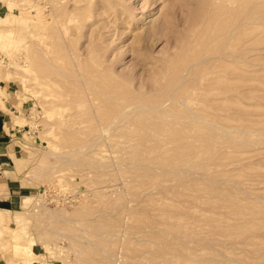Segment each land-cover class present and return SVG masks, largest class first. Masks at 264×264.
Segmentation results:
<instances>
[{
	"label": "rangeland",
	"instance_id": "374dc122",
	"mask_svg": "<svg viewBox=\"0 0 264 264\" xmlns=\"http://www.w3.org/2000/svg\"><path fill=\"white\" fill-rule=\"evenodd\" d=\"M60 1L0 0V105L13 82L22 127L6 264H264V0Z\"/></svg>",
	"mask_w": 264,
	"mask_h": 264
},
{
	"label": "crops",
	"instance_id": "0c3cea01",
	"mask_svg": "<svg viewBox=\"0 0 264 264\" xmlns=\"http://www.w3.org/2000/svg\"><path fill=\"white\" fill-rule=\"evenodd\" d=\"M16 84L7 83L8 98L5 107L0 105V226L5 225L9 219L4 214L10 211L17 199L20 197L21 188L14 184V180L8 177L13 171L10 169L14 164V156L20 153V145L16 142L22 127L16 123L14 117L18 116L20 109V101L16 97ZM26 103H22L21 107L25 108ZM13 113H15L13 115ZM9 178V179H8ZM2 233L0 231V237ZM1 241V238H0ZM1 253V252H0ZM0 264H6L5 257L0 254ZM39 264V263H34Z\"/></svg>",
	"mask_w": 264,
	"mask_h": 264
},
{
	"label": "bare ground",
	"instance_id": "6f19581e",
	"mask_svg": "<svg viewBox=\"0 0 264 264\" xmlns=\"http://www.w3.org/2000/svg\"><path fill=\"white\" fill-rule=\"evenodd\" d=\"M59 1H60V0H59ZM112 1H113V0H112ZM116 1H117V0H116ZM60 2L63 3L62 0H61ZM64 2H66V1L64 0ZM229 2H233V3H235L236 0H229ZM114 3H116V2L114 1L113 4H114ZM118 3H119V2H118ZM231 4H232V3H231ZM61 5H62V4H61ZM119 5H120V3H119ZM114 6H115V5H114ZM57 7H58V5H57ZM82 7H83V6H82ZM58 8H59V7H58ZM102 8H103V7H102ZM81 9H82V8H81ZM86 9H87V8H86ZM117 9H118V8H117ZM120 10H121V9H120ZM105 11H106V10H105ZM113 11H114V10H113ZM114 12H115V11H114ZM117 12H118V11H117ZM123 12H124V11H123ZM115 13H116V12H115ZM87 15H88V14H87ZM117 15H118V14H117ZM85 17H86V16H85ZM90 17H91V16H90ZM162 20H163V19H162ZM165 20H166V18H165ZM166 21H167V20H166ZM167 23H168V22H167ZM167 23H166V24H167ZM218 24H219V23H218ZM226 25H227V24H226ZM228 25H229V24H228ZM228 25H227V26H228ZM154 26H155V25H154ZM156 26H157V25H156ZM165 26H166V25H165ZM224 26H225V25H224ZM224 26H223V28H222L223 31H224L225 29H226L225 31H228L229 29L224 28ZM231 26H232V25H231ZM105 27H106V26H105ZM228 27H230V26H228ZM153 28H154V27H153ZM215 28H216V27H215ZM217 28H218V26H217ZM151 29H152V27H151ZM220 29H221V27H219V31H220ZM216 30H218V29H216ZM230 30H231V27H230ZM186 31H187V30H186ZM93 32H94V31H93ZM229 32H230V31H229ZM235 32H236V31L234 30V34L231 35L232 37L235 36V34H237V32H236V33H235ZM95 33H96V32H95ZM150 33H151V32H150ZM218 33H219V35H220L222 32H218ZM97 34H98V33H97ZM184 34H186V33H184ZM231 34H232V33H231ZM100 35H102V34H100ZM216 35H217V34H216ZM228 35H229V33H228ZM220 36H221V35H220ZM222 36L224 37V34H223ZM223 37H222V38H223ZM232 37H231V38H232ZM100 38H101V36H100L99 38H97V39H100ZM233 38H234V37H233ZM238 38H239V37H238ZM224 39H225V37H224ZM226 39H227V38H226ZM215 40H217V38H216ZM239 40H240V38H239ZM97 41H98V40H97ZM44 42H45V41H44ZM91 42H92L91 44H93V40H92ZM95 42H96V39H95L94 43H95ZM217 42H218V41H217ZM225 42H226V41H225ZM229 42H230V41H229ZM69 43H70V42H69ZM96 43H97V42H96ZM98 43L100 44L101 42H98ZM215 43H216V42H215ZM236 43H237V41H236ZM225 44H226V43H224L223 45H225ZM93 45H94V44H93ZM216 45H217V44H216ZM218 45H219V44H218ZM235 45H236V44H235ZM235 45H232V46L234 47ZM91 46H92V45H91ZM91 46H90V47H91ZM95 46L97 47V45H95ZM95 46H93V47H95ZM101 46H102V45H101ZM225 46H227V45H225ZM228 46H229V44H228ZM228 46H227V48H228ZM74 47H76V46H74ZM98 47H99V46H98ZM98 47H97V48H98ZM219 47H220V46H219ZM91 48H92V47H91ZM97 48H96V49L94 48V50H92V51H95V50H96L95 52H97V54H100V51H102V50L104 51L103 48H105V46H104V47L102 46V50H100V51L97 50ZM224 48H225V47H224ZM72 49H73V48H72ZM100 49H101V47H100ZM216 49H217V47H216ZM221 49H222V48H221ZM229 49H230V48H229ZM229 49H228V50H229ZM231 49H232L231 51H233V48H232V47H231ZM234 49H235V47H234ZM88 50H89V49H88ZM218 50H219V48H218ZM224 50H225V52H226V49H224ZM236 50H237V49H236ZM75 51H76V50H75ZM78 51L80 52V50H78ZM98 51H99V52H98ZM103 51H102V54H104ZM229 51H230V50H229ZM95 52H92V54H95ZM223 52H224V51H223ZM77 54H78V52H77ZM80 54H81V52H80ZM234 54H236L235 50H234ZM83 55H84V54H83ZM84 56H86V55H84ZM94 56H95V55H94ZM96 56H98V55H96ZM101 56H102V55H101ZM217 56H218V55H217ZM230 56H231V55H230ZM234 56H235V55H234ZM234 56H232V57H234ZM219 57H220V56H219ZM240 57H241V56H240ZM96 58H97V57H96ZM85 59L87 60L88 57H87V58H84V60H85ZM93 59H94V58H93ZM212 59H213V58H212ZM220 59H223V58L220 57L219 60H220ZM229 59H230V58H229ZM237 59L239 60V56H238V58H236V60H237ZM57 60H58V59H57ZM193 60H194V59H193ZM227 60H228V58L225 59V61H227ZM236 60H235V59L232 60L233 63H232V62H231V63H232V64L236 63V62H234V61H236ZM55 61H56V60H55ZM58 61H59V60H58ZM76 61H77V60H76ZM76 61H75V62H76ZM209 61H210V60H209ZM215 61H216V60H215ZM239 61H240V60H239ZM239 61H238V63H240ZM245 61H246V60H245ZM247 61H248V60H247ZM49 62H50V61H49ZM190 62H191V61H190ZM192 62H193V61H192ZM217 62L220 63V61H217ZM222 62H223V61H222ZM241 62H242V60H241ZM243 62H244V60H243ZM243 62H242V63H243ZM56 63H57V62H56ZM59 63H61V62H59ZM79 63H81V62H80V61H79L78 63L76 62V64H79ZM197 63H199V62H197ZM215 63H216V62H215ZM53 64H54V63H53ZM82 64H83V63H82ZM85 64H86V62H85ZM99 64H100V63H99ZM99 64H98V65H94V64L92 65V64H91V67H92V66H93V67L95 66V68H96V66H97V68L99 67L98 69H101L102 66L100 67L101 64H100V65H99ZM199 64H200V63H199ZM56 65H57V64H56ZM60 65L63 66V62H62ZM111 65H113V64H111ZM111 65H109V66H111ZM219 65H222V63L219 64ZM51 66H52V65H51ZM65 66H67V65H64L63 67L65 68ZM79 66H80V65H79ZM84 66H85V67H84ZM84 66H83V67H84V69H85V68H87V66H90V64L87 65V66H86V65H84ZM222 66H223V65H222ZM224 66H226V65H224ZM227 66H228V65H227ZM236 66H237V65H236ZM74 67H75V65H74ZM80 67H81V66H80ZM200 67L202 68L203 66H200ZM206 67H208V66H206ZM67 68H68V67H67ZM67 68H65V69H67ZM88 68H89V67H88ZM88 68H87V69H88ZM97 68H96V69H97ZM107 68H108V67H107ZM232 68H233V67H232ZM234 68H236V67H234ZM73 69L76 70V67L73 68ZM79 69H80V68H79ZM84 69H83V70H84ZM89 69H91V68H89ZM96 69L92 68L91 70L88 71V74H89V72H90V74H93V75H94L93 70H94V72H95ZM98 69H97V70H98ZM203 69H204V68H202V70H201V69L198 70L197 72L200 71V73H201V72H203ZM208 69H210V68H208ZM214 69H215V68H214ZM226 69H227V68H225V69H223V70H222V69L220 70V68H219L220 71H224V70L226 71ZM54 70H56L55 67H54ZM71 70H72V69H71ZM219 70H216V71L220 72ZM236 70H237V69H236ZM66 71H67V70H66ZM66 71H64V72H66ZM91 71H92V72H91ZM107 71H108V70L105 71V72L107 73V75H110V74H108ZM111 71H112V70H111ZM204 71L206 72V68H205ZM225 71H224V73L226 74ZM227 71H228V70H227ZM229 71H230V69H229ZM78 72H79V71H78ZM101 72H102V71H101ZM101 72H100V74L103 75ZM109 72H110V71H109ZM195 72H196V71H193V72H191V73H194V74H195ZM205 72H204V73H201V75H202V74H207L209 71H207V73H205ZM210 72H212L211 75L213 76V73L215 72V70H213V71L210 70ZM218 72H216V73H218ZM230 72H231V73H229V74H231L232 76H233L234 74H237V73L232 74V71H230ZM237 72H238V71H237ZM66 73H67V72H66ZM103 73H104V72H103ZM110 73H111V72H110ZM68 74H69V73H68ZM82 74H83V73H82ZM84 74H85V73H84ZM100 74H99V76H100ZM112 74H113V73H112ZM112 74H111V78L113 77ZM198 74H199V73H198ZM208 74H209V73H208ZM208 74H207V75H208ZM86 75H87V74H86ZM105 75H106V74L104 73V77H106V78H107V77H110V76H105ZM162 75H163V74H162ZM191 75H193V74H191ZM191 75H190V76H191ZM196 75H197V74H196ZM201 75L199 76L200 78H201ZM207 75H205V76L203 75L202 77H203V78H204V77L206 78ZM216 75H217V74H216ZM216 75H215V76H216ZM226 75H227V74H226ZM96 76H98V74H96ZM212 76L210 77V79H212L213 77H215V76H213V77H212ZM223 76H225V75H223ZM84 77H86V76H84ZM88 77H89V78L91 77V78H90L91 81L93 80V79H92V77H93V78L95 79V82H96V78H98V77H95V76H92V75H91V76H88ZM88 77H87V78H88ZM101 77H102V76H101ZM178 77H179V76H178ZM195 77H196V76H195ZM227 77H228V75H227ZM89 78H88V79H89ZM102 78H103V77H102ZM106 78H105V80H106V82H107L108 78H107V79H106ZM180 78H181V77H180ZM230 78H231V76L229 75L228 80H229ZM99 79H100V78H99ZM103 79H104V78H103ZM103 79H102V80L100 79V81L103 82ZM193 79H194V78H193ZM232 79H233V78H231V80H232ZM55 80H56V79H55ZM109 80H110V78H109ZM117 80H118V79H117ZM213 80H215V81H214V82H215L214 84H215V86L217 85V87H218V85H220V83L226 81L225 77H222L221 72H220V73L215 77V79H213ZM213 80H212V81H213ZM228 80H227V81H228ZM235 80H236V79H234V81H235ZM64 81H65V80H64ZM80 81H81V80H80ZM93 81H94V80H93ZM93 81H92V82H93ZM114 81H115V80H114ZM114 81H113V82H114ZM212 81H210V84H208V86L210 85V88H214V87H215V86L211 87V85H212L211 82H212ZM236 81H237V80H236ZM97 82L99 83L98 86H101V85H102V87H101L102 90L99 89V91L101 90L100 92L102 93V92H103V89L106 87V85H104L105 87H103V84H101L102 82L100 83L98 80H97ZM104 82H105V81H104ZM65 83H66V82H65ZM65 83H64V84H65ZM72 83H73V82H72ZM77 83H78V82H77ZM108 83H109V82H108ZM116 83H117V81H116ZM183 83H184V82H183ZM212 83H213V82H212ZM229 83H230V80H229V82L224 83V84H229ZM87 84H88V83H87ZM94 84H96V83H94ZM104 84H106V83H104ZM109 84H110V83H109ZM119 84H120V82H119ZM214 84H213V85H214ZM224 84L222 83L221 87H222ZM65 85H66V84H65ZM70 85H71V84H70ZM82 85H85V84L83 83ZM107 85H108V84H107ZM164 85H165V84H164ZM186 85H187V83H185L184 86H183V85H182V86H183L184 88H186V87H188V86H186ZM76 86H77V85H76ZM78 86H79V85H78ZM85 86L87 87L88 85H85ZM98 86H96V87H98ZM108 86H109V85H108ZM108 86H107V88H108ZM182 86H181V90H183ZM185 86H186V87H185ZM204 86H207V85L205 84ZM86 87H85V88H86ZM178 87H179V86H178ZM87 88H88V87H87ZM109 88H110V87H109ZM109 88H108L107 90L105 89V91L107 92V91L109 90ZM111 88H112V87H111ZM203 88H204V90H207V91H205V93H207L206 96H208V94H210V93L208 92L210 88H209V89H206L205 87H203ZM207 88H208V87H207ZM219 88H220V86H219ZM219 88H218V89L216 88V89H214V90H219ZM83 89H84V88H83ZM112 89L114 90L115 87L112 88ZM197 89H198V88H197ZM86 90H88V89H86ZM97 90H98V89H97ZM181 90H178V91H180V92H178V93H182V94H180V98H181L182 100L186 101V102H185V105H184V103L182 104V107H183V105H184V107L186 108V107H187L186 104H188L187 102H190V101H188V99H186V97H184V95H183V91H181ZM200 90H201V88H200ZM200 90L198 89V92H199ZM212 90H213V89H210L211 92H212ZM214 90H213V91H214ZM94 91H95V90H94ZM121 91H124V90L122 89ZM186 91H187V90H185V93H186V94H185V93H184V94L187 96V98L189 97V95L192 96L191 93H189V94L187 95V92H186ZM189 91H190V92H193V90L191 91L190 89H189ZM189 91H188V92H189ZM220 91H221V89H220ZM220 91L217 92V94H219V95H218L219 97H216L217 94H216V92L214 91L215 94H216V95H215L216 98L213 97V99H214L215 101H216V99H217V101H221L220 98H221L222 96L220 97V95H221V93H223V91H222L221 93H220ZM110 92H111V91H110ZM110 92H107V93H110ZM118 92H119V91H118V89H117L116 93H118ZM200 92H201V91H200ZM214 92H212V96H214ZM94 93H95V92H94ZM104 93H105V92H104ZM107 93H106V94H107ZM195 93H196V92H195ZM201 93H202V96H203V95H204V94H203V91H202ZM92 94H93V93H92ZM92 94H90V95H92ZM102 94H103V93H102ZM110 94H111V93H110ZM193 94H194V92H193ZM196 94L198 95V93H196ZM96 95H97V94H96ZM222 95H224V94H222ZM93 96H94V95H93ZM93 96H92V98H93ZM98 96H101V95L98 94ZM114 96H116V95H114ZM117 96H118V95H117ZM117 96H116V97H117ZM202 96H200L201 99H202ZM212 96H211V97H212ZM225 96H227V94H225ZM105 97H106V96H105ZM110 97H111V96H110ZM110 97H108V99H109ZM118 97H119V96H118ZM177 97H178V96H177ZM208 97L210 98V96H208ZM228 97H229V96H228ZM95 98H98V97H95ZM224 98H226V97H224ZM175 99H176V98H175ZM191 99H192V97H191ZM201 99H199V100L202 101L203 99H202V100H201ZM204 99H205V96H204ZM213 99H212V100L210 99V102L213 101ZM218 99H220V100H218ZM222 99H223V98H222ZM226 99H227V98H226ZM93 100H94V99H93ZM206 100H207V98H206ZM206 100H205V101H202V102H203V104L205 103V104L208 106V105L210 104V102L208 101L209 103H208V102L206 103ZM227 100H228V99H227ZM179 101H180V99H179ZM192 101H195V100H192ZM197 101H198V100H197ZM215 101H214V103H215ZM225 101H226V100H225ZM225 101H224V102H225ZM171 102H172V101H171ZM202 102H200V103L202 104ZM178 103L180 104V102H178ZM190 103H191V102H190ZM211 103H212V102H211ZM165 104H166V103H165ZM174 104L176 105L177 103H174ZM179 104H178V105H179ZM198 104H199V102H198ZM180 105H181V104H180ZM206 105L204 106L205 108H206ZM210 105H213V104H210ZM210 105H209L208 107H211L210 109H212L213 106H210ZM130 106H131V105H130ZM189 106H190V104H189ZM191 106H192V105H191ZM199 106H200V105H199ZM199 106H198V108L201 107L200 109H201V111H202V108L204 109V107H202L203 105L200 106V107H199ZM178 107H179V106H178ZM178 107H177V108H178ZM184 107H183V109H185ZM195 107H196V106H195ZM170 108H171V107H170ZM179 108H180V107H179ZM179 108H178V109H179ZM214 108H215V107H214ZM178 109H176V110H178ZM195 109H196V108H195ZM200 109H199V111H200ZM206 109H207V108H206ZM210 109H209V110H210ZM180 110H182V109L180 108ZM180 110H179V112H180ZM187 110H188V108H187ZM191 110H194V109H191ZM191 110H190V111H191ZM197 110H198V109H197ZM197 110H195V111H197ZM213 110L216 111V109H213ZM184 111H185V110H184ZM184 111H182V112H184ZM195 111H194V112H195ZM204 111H205V110H204ZM207 111H208V109H207ZM172 112H173V111H172ZM172 112H171V113H172ZM182 112H181V113H182ZM186 112H187V111H186ZM186 112H185V113H186ZM191 112H192V111H191ZM191 112H187L186 114L184 113L183 115H187L188 113H191ZM210 112H211V111H210ZM210 112L208 111L209 115H211ZM212 112H213V111H212ZM174 113H175V112H174ZM174 113H173V115H174ZM176 113H177V112H176ZM199 113H200V112H199ZM205 113H207V112L205 111ZM214 113H215V112H213V115H212L213 117H214ZM194 114H195L196 116H197V115H198V116H199V115H200V116L202 115V114H197V112H196V113H191L190 116H192V115H194ZM228 114H229V113H228ZM228 114H227V115H228ZM165 115H166V114H165ZM171 115H172V114H171ZM179 115H181V114H179ZM179 115L177 114V116H179ZM195 115H194V118L196 117ZM203 115H204V112H203ZM203 115H202L201 118H203ZM205 115L207 116V114H205ZM229 115H230V114H229ZM166 116H167V115H166ZM174 116H175V115H174ZM177 116H176V118H177ZM169 117H170V119H171V116H169ZM181 117L183 118L184 116H181ZM192 117H193V116H192ZM209 117H211V116H209ZM172 118L175 119V117H173V116H172ZM173 119H172V121H173ZM189 119L192 120V118H189ZM195 119L198 120L197 117H196ZM208 119H209L208 117H207V120L205 119L206 123L203 122V123H204V126H203V124H202V129H201V128H200V129H201L202 131H204V130H203L204 127H206V126H207V127L210 126L209 130L206 129L207 127L205 128V130H208V134H209V135H210V134L215 135V133H214L213 131L217 130V128H216V129H215V128H214V129L212 128V130H213V131H212V130H210V129H211V125H206V126H205V124H207V122H208ZM213 119H214V118H213ZM177 120H179V119L177 118ZM177 120H176V121L174 120V121L177 123ZM183 120H184V119H183ZM183 120H181V121H183ZM202 120H203V119H202ZM209 120H212V118H210ZM203 121H204V120H203ZM212 121H214V120H212ZM216 121L219 122L220 120H219V119H218V120L216 119ZM216 121H215V124H216ZM178 122H180V121H178ZM188 122H189V120H188ZM197 122H198V121H197ZM197 122H195V123L198 124ZM210 122H211V121H210ZM218 122H217V123H218ZM185 123H186V122H185ZM185 123H184V127H186V126H185ZM192 123H194V121H192ZM195 123H194V124H195ZM177 124H178V123H177ZM179 124H180V123H179ZM210 124H211V123H210ZM213 124H214V123H213ZM215 124H214V125H215ZM173 125L175 126L176 124H173ZM173 125H172V126H173ZM216 125H217V124H216ZM216 125H215V126H216ZM223 125H224V124H223ZM225 125L227 126L228 124H225ZM230 125H231V124H230ZM174 126H173L174 133H175V134H176V133L178 134V132H179L178 130H179V129L176 130L178 127H177V128H174ZM176 126H177V125H176ZM176 126H175V127H176ZM194 126H195V125H194ZM197 126L199 127V124H198ZM217 126L219 127V125H217ZM184 127H183V128H184ZM189 127H190V122H189ZM192 127H193V126H192ZM220 127H221V126H220ZM227 127H228V126H227ZM167 128L169 129V127H167ZM186 128H187V127H186ZM193 128H194L195 132H193L194 130H191V131H192L193 133H196L197 130L195 129V127H193ZM188 129L190 130V128H187V129H184V131H185V130H188ZM221 129H222V127H221ZM224 129L226 130V129H228V128H224ZM166 130H167V129H166ZM166 130H164V131L166 132ZM171 130H172V129H171ZM218 130H220V129H218ZM229 130H231V127L229 128ZM175 131H176V132H175ZM210 131L213 132V133H210ZM171 132H172V131H171ZM171 132H170V133H171ZM192 132H189V133L192 135V134H193ZM198 132H199V131H198ZM206 132H207V131H206ZM206 132L204 131L203 133H206ZM217 132H218V131H216V133H217ZM174 133H173L172 135H174ZM182 133H183V132H182ZM184 133H185V132H184ZM189 133L187 134V136L189 135ZM200 133H201V132H200ZM200 133H199V134H200ZM220 133H221V130H220ZM217 134H218V133H217ZM222 134H223V133H222ZM222 134H221V135H222ZM168 135H170V134H168ZM182 135H183V138H182V139H184V138H185V137H184V134H182ZM196 135H197V134H196ZM200 135H201V134H200ZM200 135H197V136L192 135V136L196 137V139L198 140V143H197L196 139H193L194 137L192 138V136H191V138L193 139V141L195 140L194 145H195V143H197V146H199L198 144L201 143V142L199 143V139H201V138H202V141H203V137H200V138H199ZM203 135L206 136L205 134H203ZM203 135H201V136H203ZM209 135H208V136H209ZM175 136H177V135H175ZM175 136H174V137H175ZM179 136H180V135H178L177 137H179ZM185 136H186V135H185ZM208 136H207V137H208ZM210 136H212V135H210ZM210 136H209V138H210ZM207 137H206V138H207ZM213 137H214V136H213ZM213 137H211V138H213ZM175 138H176V137H175ZM189 138H190V137L188 136V139H189ZM191 138H190V139H191ZM204 138H205V137H204ZM206 138H205V139H206ZM209 138H207L206 140H209ZM169 139H170V137H169ZM172 139H174V138H172ZM172 139H170V140H172ZM188 139H186V140H188ZM192 139H191V141H192ZM175 140H176V139H175ZM177 140H179V139H177ZM177 140H176V142H178ZM206 140H205V141H206ZM211 140H213V139H210V141H211ZM193 141H192V142H193ZM166 142H167V141H166ZM171 142H172V141H171ZM179 142H183V141H179ZM187 142H188V143H187ZM189 142H190V140L186 141V145L189 144ZM203 142H204V141H203ZM206 142H207V141H206ZM172 143L175 144L174 140H173ZM190 143H191V142H190ZM210 143H211V142H210ZM165 144H166V143H164V145H165ZM183 144H185V141H184ZM183 144H181V146H182ZM201 144H202V143H201ZM201 144H200V145H201ZM204 144H205V143H203V146L201 145L200 150L204 149V147L207 146V145H204ZM206 144H207V143H206ZM208 144H209V143H208ZM166 145H167V144H166ZM168 145H169V143H168ZM168 145H167V147H169ZM186 145H185V146H186ZM192 145H193V143L189 144V146L187 145V146H188V149H190V148L193 149L194 145H193V147H192ZM209 145H210V144H209ZM211 145H212V144H211ZM211 145H210V146H211ZM195 146H196V145H195ZM175 147H178V146H175ZM189 147H190V148H189ZM202 147H203V148H202ZM201 148H202V149H201ZM208 148H211V147L208 146ZM212 148H213V146H212ZM197 149H199V148H197ZM213 149H214V148H213ZM204 150H208V149H204ZM204 150H202V151H204ZM210 150H212V149H210Z\"/></svg>",
	"mask_w": 264,
	"mask_h": 264
}]
</instances>
